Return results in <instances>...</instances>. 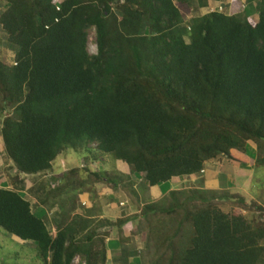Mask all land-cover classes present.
<instances>
[{
  "label": "trees",
  "instance_id": "16d2710c",
  "mask_svg": "<svg viewBox=\"0 0 264 264\" xmlns=\"http://www.w3.org/2000/svg\"><path fill=\"white\" fill-rule=\"evenodd\" d=\"M219 1L0 0L14 47L0 57V230L41 264H110L107 238L113 263L264 264V205L201 184L135 189L237 162L251 143L264 167V0ZM213 2L223 10L201 15ZM68 150L88 163L55 169ZM105 154L130 175L101 170ZM101 184L138 213L103 217Z\"/></svg>",
  "mask_w": 264,
  "mask_h": 264
},
{
  "label": "rangeland",
  "instance_id": "374dc122",
  "mask_svg": "<svg viewBox=\"0 0 264 264\" xmlns=\"http://www.w3.org/2000/svg\"><path fill=\"white\" fill-rule=\"evenodd\" d=\"M220 1L222 3L229 2L231 4L233 0H220ZM243 1L244 0H241V4ZM217 4H218L217 2H213L212 4H209L207 7L200 8L199 9L200 14L202 15V14L208 12L209 8H211L213 5H217ZM236 5L238 7H240L238 1L236 2ZM230 7H231V5H230ZM230 10H231V8H230ZM252 19L256 20L257 15L252 16ZM184 39L187 43H189L188 37H185ZM87 51L90 54L96 53L94 30H90L88 32ZM0 57H3L4 60H7V61H11L14 58V47H12L6 43L4 35H3L1 30H0ZM90 147L94 148L93 144ZM90 150H92V149H90ZM86 156L88 157V155L85 154V152L76 153V152H73L71 150H68L67 153H65L63 155L61 154L59 157H57L56 160L52 163V165L57 170H61V168H60L61 162H64L65 168H71L72 166H77V167L81 168L83 165V162L88 163V159L86 161L84 159ZM101 156L103 157L100 164H99V167H101V170L115 171L116 173L124 172V174L129 173V169L127 166L118 164L117 162H115V160L110 155L105 154V156L104 155H101ZM1 161H2V159H0V162ZM3 163H4V166L2 167L3 169L0 170V175L2 173H4V175H5V172H7L10 169L8 167H10V165H11L10 164L8 166V164H7L8 161L6 160V157L4 154H3ZM9 172L12 175L16 173V172H14V169L12 171H9ZM129 175H130V173H129ZM261 177H262V179H264V174H262ZM3 178L4 177L0 178V183H2L1 179H3ZM135 189H136V191H138L139 197L143 198V200L144 199L148 200L152 197H156V196H153L152 193L149 191V189H147L146 187L137 186V188H135ZM122 190L123 189H121V191H116V194L113 196L110 195L109 200L110 201H111V199H112V201L116 200L117 203L122 201L123 205L118 206L119 209H122V210L129 207L128 205L126 206V203L128 204L127 201H129L130 202L129 205H131V206L129 209L126 210L127 215H131L133 213H138L139 208L132 201V200H134V198L130 197L131 194L128 195V192H126L125 190L124 191H122ZM96 191H97L96 194H97V201H98L96 203L97 204L100 203L99 204L100 210H101V214L103 215V217H109L110 219H116L114 217H118L119 209H117L114 206H109V204L107 203V201H108L107 197H109V195L108 194L105 195V193H109L110 190H108L106 186L101 184V185L96 186ZM118 197H120V199H118ZM118 200H120V201H118ZM32 202L34 203V201H32ZM130 227L131 226L128 225V226L124 227V229L125 230L128 229V231H130L131 230ZM128 231H125V232H128ZM136 241H137L136 247L140 249L143 245V242H141L139 240V238L136 239ZM108 258H109V256H108ZM133 259H135L136 263H138V264H139V262L141 263L140 257H135V258L130 259L131 263L135 262ZM0 264H41V262L37 258V251H36L34 244L32 242H29V241L28 242H22L20 240L18 241L13 236L6 234L2 230H0ZM72 264H82V262L79 260L78 257H76Z\"/></svg>",
  "mask_w": 264,
  "mask_h": 264
},
{
  "label": "crops",
  "instance_id": "0c3cea01",
  "mask_svg": "<svg viewBox=\"0 0 264 264\" xmlns=\"http://www.w3.org/2000/svg\"><path fill=\"white\" fill-rule=\"evenodd\" d=\"M255 145L249 144V150L244 152L242 156L239 157L237 162L231 163L230 161L226 159H216L210 162H207L204 167V173L202 174H195L190 176H181V177H173L171 180H169L167 183L160 184L156 187H146L149 189V191L152 193L153 196L158 197L161 191H167L174 189L176 187H185V186H201L203 188L207 189H214V190H228L230 194H238L239 196L243 197L246 201V203L250 202H256L261 205H264V179H262L261 175L264 174V167H257L255 164L256 160V151H255ZM0 159L2 161L0 162V170L3 169L4 166L3 163V153L0 152ZM8 166L10 165V162L8 161ZM124 173V172H123ZM6 174V172H5ZM4 177L2 182L6 181V176L4 173L0 175V178ZM143 185H147L143 184ZM5 186V185H4ZM9 188V186H5ZM11 187V186H10ZM166 187V188H165ZM109 195L107 197V203L109 206H114L117 209H119V204L123 203L116 202V200L110 199V195L113 196L116 194V192L112 193L110 191L109 193H105V195ZM139 195V194H138ZM121 197V196H120ZM118 197V199H120ZM26 198L33 203V199H31L29 196ZM120 201V200H118ZM126 206L128 205V208H125L124 210L119 209V215L121 213L125 212L126 210L130 208L131 205H129V201H127ZM106 207V206H105ZM103 216V215H102ZM117 218V217H114ZM116 242L113 239L107 238V255L109 256V263L110 264H123L121 262H112L113 259L118 260L119 256H117V246ZM143 246V245H142ZM136 247V244H135ZM142 248V247H141ZM140 248V249H141ZM136 249H139L136 247ZM139 249V250H140ZM113 255V256H112ZM113 258H111V257ZM129 258L128 263L129 264H138L136 263L135 259H133L135 262L131 263Z\"/></svg>",
  "mask_w": 264,
  "mask_h": 264
},
{
  "label": "built area",
  "instance_id": "2783aa9c",
  "mask_svg": "<svg viewBox=\"0 0 264 264\" xmlns=\"http://www.w3.org/2000/svg\"><path fill=\"white\" fill-rule=\"evenodd\" d=\"M227 3H229V2H227ZM215 10H217V11H222L223 10V8H222V6H221V4L219 2H218L217 5H213L211 8H209L208 12H212V11H215Z\"/></svg>",
  "mask_w": 264,
  "mask_h": 264
},
{
  "label": "clouds",
  "instance_id": "9594fccd",
  "mask_svg": "<svg viewBox=\"0 0 264 264\" xmlns=\"http://www.w3.org/2000/svg\"><path fill=\"white\" fill-rule=\"evenodd\" d=\"M118 164H120V165H123V164H121L120 162H118ZM119 205H120V206H122V205H123V203H120Z\"/></svg>",
  "mask_w": 264,
  "mask_h": 264
}]
</instances>
